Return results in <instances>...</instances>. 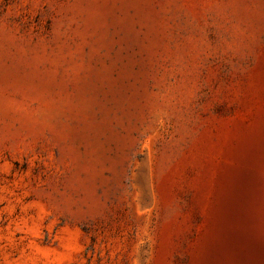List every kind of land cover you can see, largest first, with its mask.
I'll use <instances>...</instances> for the list:
<instances>
[{"label":"rangeland","instance_id":"1","mask_svg":"<svg viewBox=\"0 0 264 264\" xmlns=\"http://www.w3.org/2000/svg\"><path fill=\"white\" fill-rule=\"evenodd\" d=\"M0 264H264V0H0Z\"/></svg>","mask_w":264,"mask_h":264}]
</instances>
